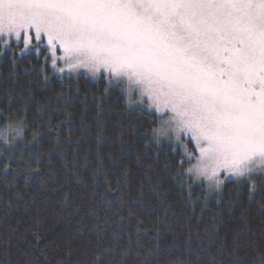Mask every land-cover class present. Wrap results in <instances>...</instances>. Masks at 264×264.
Wrapping results in <instances>:
<instances>
[{
  "label": "trees",
  "instance_id": "trees-1",
  "mask_svg": "<svg viewBox=\"0 0 264 264\" xmlns=\"http://www.w3.org/2000/svg\"><path fill=\"white\" fill-rule=\"evenodd\" d=\"M9 38L0 264H264V173L212 192L192 178L191 141L156 136L162 113L122 83L60 71L67 43Z\"/></svg>",
  "mask_w": 264,
  "mask_h": 264
},
{
  "label": "rangeland",
  "instance_id": "rangeland-1",
  "mask_svg": "<svg viewBox=\"0 0 264 264\" xmlns=\"http://www.w3.org/2000/svg\"><path fill=\"white\" fill-rule=\"evenodd\" d=\"M1 35L67 43L60 71L122 83L212 192L264 173V0H0Z\"/></svg>",
  "mask_w": 264,
  "mask_h": 264
}]
</instances>
